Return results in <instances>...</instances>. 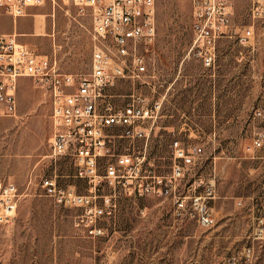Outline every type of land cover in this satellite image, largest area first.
I'll use <instances>...</instances> for the list:
<instances>
[{
    "label": "rangeland",
    "instance_id": "rangeland-1",
    "mask_svg": "<svg viewBox=\"0 0 264 264\" xmlns=\"http://www.w3.org/2000/svg\"><path fill=\"white\" fill-rule=\"evenodd\" d=\"M257 1L231 0L233 28L252 25L254 37L247 46L235 36L221 38L216 67L207 70L187 57L194 0H157L161 115L147 144L119 136L118 130L114 145L118 152L145 150L147 166L161 175L172 171L174 139L183 146L199 141L204 151L169 194L113 197L112 213L99 220V236L75 224L78 209L60 206L44 193L45 173L57 174L59 182L81 193L89 185L75 175L70 158L50 157L52 100L32 79L21 80L17 114L0 117V173L20 190L15 219L0 227V264H227L252 243L254 217L264 209V151L251 148L253 112L264 104V25L251 15ZM59 5L55 10L50 4L33 7L16 22L0 8V33L17 31L21 42L57 59L65 72L89 73L92 18L71 3L61 0ZM132 87L130 81L119 83L115 101L124 104ZM142 91L152 95L145 85ZM211 181L216 184L210 201L216 223L205 227L191 198L204 194ZM179 197L186 202L181 214ZM256 252L255 264H264V241L256 243Z\"/></svg>",
    "mask_w": 264,
    "mask_h": 264
},
{
    "label": "built area",
    "instance_id": "built-area-1",
    "mask_svg": "<svg viewBox=\"0 0 264 264\" xmlns=\"http://www.w3.org/2000/svg\"><path fill=\"white\" fill-rule=\"evenodd\" d=\"M61 0H0V8L13 17L29 14L33 7L50 4L56 9ZM79 7L92 18L91 39L94 50L89 73L63 71L57 59L40 53L20 41L17 31L0 33V117L15 116L19 110L18 89L21 80L30 78L52 100V136L50 157L57 161L70 158L75 175L87 181L86 193L59 182L58 175L45 173L41 178L44 193L56 204L78 209L75 224L89 235L103 233L99 220L111 214L118 194H169L186 167L202 157L204 145L197 141L183 146L179 139L171 143L174 164L170 174H158L148 167L145 150L116 151L118 130L123 137L145 140L146 144L161 115L163 100L158 87L163 77L157 66V0H62ZM88 10V12L86 11ZM68 13V10L66 11ZM254 20L264 25V0L251 8ZM231 0H194L193 41L187 57L213 70L217 64L221 38L235 36L244 46L254 37L252 25L233 28ZM123 81L133 83L124 104L115 98V88ZM147 86L152 95L142 91ZM264 100V71L261 76ZM255 131L251 148L264 151V104L253 112ZM151 165V163H150ZM204 194H195L191 205L198 222L213 226L216 218L210 201L216 196L214 181L205 184ZM103 201L98 203L97 199ZM19 186L0 173V227L11 224L18 211ZM178 213L186 208L185 198L176 200ZM264 241V209L253 220L252 243L229 257L227 264H255L256 243Z\"/></svg>",
    "mask_w": 264,
    "mask_h": 264
},
{
    "label": "crops",
    "instance_id": "crops-1",
    "mask_svg": "<svg viewBox=\"0 0 264 264\" xmlns=\"http://www.w3.org/2000/svg\"><path fill=\"white\" fill-rule=\"evenodd\" d=\"M21 35V34H20ZM24 35V34H23ZM26 35V34H25Z\"/></svg>",
    "mask_w": 264,
    "mask_h": 264
}]
</instances>
